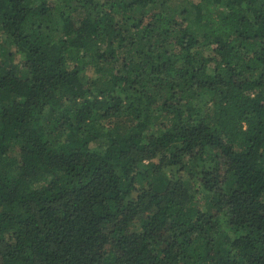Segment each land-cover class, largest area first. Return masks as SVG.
<instances>
[{
	"label": "trees",
	"instance_id": "1",
	"mask_svg": "<svg viewBox=\"0 0 264 264\" xmlns=\"http://www.w3.org/2000/svg\"><path fill=\"white\" fill-rule=\"evenodd\" d=\"M0 264H264V0H0Z\"/></svg>",
	"mask_w": 264,
	"mask_h": 264
},
{
	"label": "rangeland",
	"instance_id": "2",
	"mask_svg": "<svg viewBox=\"0 0 264 264\" xmlns=\"http://www.w3.org/2000/svg\"><path fill=\"white\" fill-rule=\"evenodd\" d=\"M190 0H168L170 4L175 5L176 7L180 8V6H187Z\"/></svg>",
	"mask_w": 264,
	"mask_h": 264
}]
</instances>
